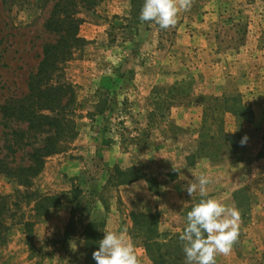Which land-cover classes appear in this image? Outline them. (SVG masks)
<instances>
[{
    "label": "rangeland",
    "instance_id": "rangeland-1",
    "mask_svg": "<svg viewBox=\"0 0 264 264\" xmlns=\"http://www.w3.org/2000/svg\"><path fill=\"white\" fill-rule=\"evenodd\" d=\"M56 2L0 0V159L11 167L27 165L30 148L17 150L12 133L25 125L2 106L28 93L58 38L44 29ZM143 3L77 7L84 42L53 79L74 89L65 113L77 135L29 187L0 169V264H84L81 226L96 221L102 238L126 227L133 241V212L180 233L200 196L186 187L201 175L208 196L240 214L215 264H264V0H190L167 29L139 19ZM140 240L139 264H153Z\"/></svg>",
    "mask_w": 264,
    "mask_h": 264
},
{
    "label": "trees",
    "instance_id": "trees-1",
    "mask_svg": "<svg viewBox=\"0 0 264 264\" xmlns=\"http://www.w3.org/2000/svg\"><path fill=\"white\" fill-rule=\"evenodd\" d=\"M98 1L57 0L44 23V29L58 38L54 43L43 46L37 70L29 76L28 93L22 98L10 99L2 106V115L7 122L25 125V128L21 127L19 131L12 133L17 150L24 147H29L30 150L27 165L11 167L3 158L0 159V169L2 173L16 176L23 186L29 187L31 178L40 173L46 158L65 151L63 144L67 139H75L77 135L65 113L74 101V89L64 82L54 83L53 79L56 72L60 71V65L71 57L72 49L84 42L78 36L81 20L76 18L77 7L92 9ZM130 171L132 170H126V173ZM139 178L131 177L121 181V184L131 183ZM200 199V196L196 197L187 206L183 214L185 218L193 203ZM235 202L238 205L236 198ZM4 204L0 196V208ZM131 218L134 226L131 231L133 241L140 237L139 245L153 264H185L183 242L179 240L184 227L177 234L161 233L158 215L153 214L146 221L143 214L133 212ZM73 227L72 223L67 226L66 235L71 234ZM99 227L96 221L81 226L84 264H96L92 253L98 249V241L102 239Z\"/></svg>",
    "mask_w": 264,
    "mask_h": 264
},
{
    "label": "clouds",
    "instance_id": "clouds-1",
    "mask_svg": "<svg viewBox=\"0 0 264 264\" xmlns=\"http://www.w3.org/2000/svg\"><path fill=\"white\" fill-rule=\"evenodd\" d=\"M189 6L190 0H178V3L177 0H144L139 19L154 21L161 29H167L175 26L179 10ZM245 140L246 137L241 144ZM209 183L208 177L201 175L197 183L189 182L186 187L190 196L198 190L201 199L187 211L186 223L179 235L185 264H215V255L228 254L238 236L239 211L208 196ZM103 232L98 249L92 253L96 264H139L135 244L127 235L126 227Z\"/></svg>",
    "mask_w": 264,
    "mask_h": 264
},
{
    "label": "crops",
    "instance_id": "crops-1",
    "mask_svg": "<svg viewBox=\"0 0 264 264\" xmlns=\"http://www.w3.org/2000/svg\"><path fill=\"white\" fill-rule=\"evenodd\" d=\"M143 252H144V250H143Z\"/></svg>",
    "mask_w": 264,
    "mask_h": 264
}]
</instances>
